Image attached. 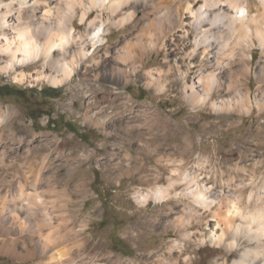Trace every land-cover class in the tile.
Segmentation results:
<instances>
[{"label": "clouds", "instance_id": "clouds-1", "mask_svg": "<svg viewBox=\"0 0 264 264\" xmlns=\"http://www.w3.org/2000/svg\"><path fill=\"white\" fill-rule=\"evenodd\" d=\"M0 264H264V0H0Z\"/></svg>", "mask_w": 264, "mask_h": 264}]
</instances>
